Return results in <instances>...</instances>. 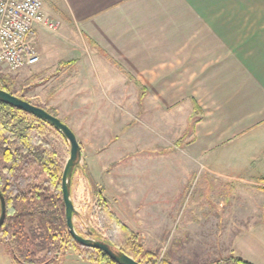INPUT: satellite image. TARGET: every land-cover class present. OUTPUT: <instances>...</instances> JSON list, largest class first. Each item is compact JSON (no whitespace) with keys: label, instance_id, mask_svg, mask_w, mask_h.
Listing matches in <instances>:
<instances>
[{"label":"rangeland","instance_id":"374dc122","mask_svg":"<svg viewBox=\"0 0 264 264\" xmlns=\"http://www.w3.org/2000/svg\"><path fill=\"white\" fill-rule=\"evenodd\" d=\"M62 26L57 33L36 31L39 64L16 72L0 64V78L77 137L82 160L71 189L77 232L139 252L136 258L147 264H235L237 258L264 264V181L230 172H264V122L233 139L212 128L195 89L183 100L172 86L169 98L148 94L147 85L128 77L103 91L100 69L86 65L93 53ZM44 139L63 172L69 143L54 131ZM23 174L34 185L46 179L37 165ZM68 241L63 258L71 261L76 252Z\"/></svg>","mask_w":264,"mask_h":264},{"label":"crops","instance_id":"0c3cea01","mask_svg":"<svg viewBox=\"0 0 264 264\" xmlns=\"http://www.w3.org/2000/svg\"><path fill=\"white\" fill-rule=\"evenodd\" d=\"M42 2L47 15L93 53L97 62L85 64L100 69L103 91L130 82L128 77L147 85L148 94L169 98L176 92L172 86L183 100L195 89L212 128L233 139L264 122V0ZM230 172L243 173L244 181L248 174L264 181V172ZM71 257L59 264H92L77 253ZM0 264H17L2 242Z\"/></svg>","mask_w":264,"mask_h":264},{"label":"trees","instance_id":"16d2710c","mask_svg":"<svg viewBox=\"0 0 264 264\" xmlns=\"http://www.w3.org/2000/svg\"><path fill=\"white\" fill-rule=\"evenodd\" d=\"M12 86V81L0 78V89L15 95ZM48 131L62 136L33 115L0 102V198H4L7 207L0 241L17 264H59L66 238L72 249L92 264H117L103 252L86 248L70 236L61 188L63 172L55 152L44 139ZM32 165L39 166L46 176L41 184L34 185L33 180L23 174L25 168ZM109 244L116 245L111 241ZM117 248L141 264H147L136 258L139 252ZM235 264L251 263L237 258Z\"/></svg>","mask_w":264,"mask_h":264},{"label":"built area","instance_id":"2783aa9c","mask_svg":"<svg viewBox=\"0 0 264 264\" xmlns=\"http://www.w3.org/2000/svg\"><path fill=\"white\" fill-rule=\"evenodd\" d=\"M61 26L47 15L42 0H0V64L13 72L36 66V31L57 33Z\"/></svg>","mask_w":264,"mask_h":264},{"label":"water","instance_id":"95a60500","mask_svg":"<svg viewBox=\"0 0 264 264\" xmlns=\"http://www.w3.org/2000/svg\"><path fill=\"white\" fill-rule=\"evenodd\" d=\"M0 102L9 105L13 108L19 109L25 113L33 115L39 120L52 126L58 133H60L69 143L70 146V157L64 167L62 175V195L63 201L65 204V218L66 224L72 239L78 244L103 252L108 256L112 261L117 264H141L140 262L132 259L118 248L112 246L111 244L95 238L93 232L88 233V237L81 236L75 226H74V215L76 210L72 201L71 189H72V179L75 172V169L80 164L82 160V148L80 143L77 140L75 133L72 129L65 124L60 118L54 116L47 112L44 108L38 107L26 100H23L11 93H8L0 89ZM0 228L3 226L6 216H7V207L6 202L3 197L0 198Z\"/></svg>","mask_w":264,"mask_h":264}]
</instances>
